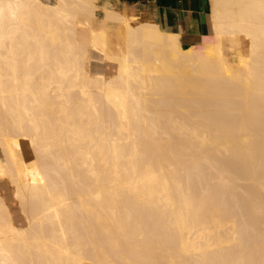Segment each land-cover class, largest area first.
<instances>
[{"label": "bare ground", "instance_id": "6f19581e", "mask_svg": "<svg viewBox=\"0 0 264 264\" xmlns=\"http://www.w3.org/2000/svg\"><path fill=\"white\" fill-rule=\"evenodd\" d=\"M211 1L185 43L97 0H0V181L25 217L0 189V264H264V0Z\"/></svg>", "mask_w": 264, "mask_h": 264}, {"label": "crops", "instance_id": "0c3cea01", "mask_svg": "<svg viewBox=\"0 0 264 264\" xmlns=\"http://www.w3.org/2000/svg\"><path fill=\"white\" fill-rule=\"evenodd\" d=\"M97 2L115 10L125 11L128 15H137L143 20L157 21L168 30L180 31L186 43L199 41L203 34L211 30L209 27L211 0H97ZM98 12L99 16L104 13L101 8ZM92 56V65L101 67L96 52ZM109 68L111 69V65L104 66L103 69L109 72Z\"/></svg>", "mask_w": 264, "mask_h": 264}, {"label": "rangeland", "instance_id": "374dc122", "mask_svg": "<svg viewBox=\"0 0 264 264\" xmlns=\"http://www.w3.org/2000/svg\"><path fill=\"white\" fill-rule=\"evenodd\" d=\"M100 8L103 10V5H100ZM130 16L132 18H138V19L140 18L137 15H130ZM140 20H143V19L140 18ZM210 32H211V30H210ZM240 38L238 39L239 42L236 40L238 42V44L235 42L233 43V46H231L232 43L230 44L231 47L229 46V49H230L231 56H232V54L234 56L237 50H240L245 54L248 53V49H249L248 38H246L244 35H241ZM91 54L94 55L93 50H91ZM111 70L112 71L114 70V65H111V69L109 68V72H112ZM26 140L27 139H21V141H20L22 152H23L26 160H34V158H35L34 150L31 146L29 140H27V141ZM0 155H1V148H0ZM11 186L12 185L7 180H1L0 181V189L3 192L4 196L6 197L8 203L10 204V207L14 213L15 219L16 220L18 219L17 222L18 223L20 222L19 224H25V217L22 215V212H21L20 207L18 205V201L16 200V198L13 195V189L11 188Z\"/></svg>", "mask_w": 264, "mask_h": 264}]
</instances>
